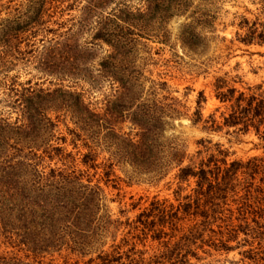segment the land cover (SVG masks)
I'll return each mask as SVG.
<instances>
[{
  "label": "rangeland",
  "instance_id": "rangeland-1",
  "mask_svg": "<svg viewBox=\"0 0 264 264\" xmlns=\"http://www.w3.org/2000/svg\"><path fill=\"white\" fill-rule=\"evenodd\" d=\"M32 1L0 0V144L27 154L22 160L30 166L26 171H87L88 177L82 182L90 178L102 193L86 231H62L54 247L34 256L18 252L0 238V255L15 253L24 259L28 255L26 261L38 264H88L90 260L93 264L102 252L125 254L134 245L135 251L143 252L140 264H153L155 256L161 259L159 263L168 264L157 242L142 239L134 227L138 215L152 201L176 206L178 196L190 194L195 187L194 178L183 182L176 178L179 167L173 160L174 153L182 156L180 167L191 162L197 166L217 150L226 152L228 162L246 161L264 153V140L253 129L243 132L239 127L223 126L228 104L219 101L215 89L219 79L225 81L226 88L237 91L248 92V88L259 84L264 87V44L244 45L236 40L241 16L253 18L264 1L190 0L184 12L166 20L147 21L134 16L129 18V27H112L107 22L118 1L87 15L89 0L45 4L41 19L34 25L30 23L34 16ZM124 4L134 13L143 8L144 1L126 0ZM196 8L205 10L210 17V25L200 30L207 41L202 53L189 50L181 41V33ZM15 23L22 24L24 31L14 35L9 29L7 33ZM101 27L129 41L125 46L127 58L116 62L137 85L136 99L128 107L118 99V84L101 66L112 52L108 43L94 38ZM46 92L50 96H44ZM77 95L92 112L100 117L107 115L113 133L96 126L82 129ZM30 97H34L35 107L40 105L36 120L41 129L35 145L17 141V133L5 126L24 123L26 100ZM161 103L170 105L165 108L158 142L162 147V168L147 172L130 161L126 155L129 148L121 140H137L139 130L130 112H137L138 118L142 114L157 116ZM123 105L128 111L119 112ZM211 120L216 123L213 125ZM31 152L41 158L34 159ZM89 152L94 160L87 166L82 159ZM188 224L184 222L183 226ZM243 237L240 234L238 239ZM194 247L181 250V254L188 250L196 253L187 256L188 264H256L240 253L247 246L228 252Z\"/></svg>",
  "mask_w": 264,
  "mask_h": 264
},
{
  "label": "trees",
  "instance_id": "trees-1",
  "mask_svg": "<svg viewBox=\"0 0 264 264\" xmlns=\"http://www.w3.org/2000/svg\"><path fill=\"white\" fill-rule=\"evenodd\" d=\"M57 1L63 0H33L34 16L30 23L34 25L38 23L45 11L43 9L45 4L51 5ZM113 1H118L116 5L118 7L107 21L112 27L124 25L129 27L131 23L129 18L134 16L147 21L166 20L176 13L184 12L190 4V0H143V8L133 13L125 6L126 0H89L87 15L92 10ZM196 9L191 13L192 19L181 33V41L189 50L202 53L207 41L200 30L210 25V17L205 10ZM14 25L15 27H9L6 32L8 33L10 29V32L13 31V34L17 35L24 31L22 24ZM237 27L238 42L244 45H263L264 5L253 18L241 16ZM94 38L105 41L112 48L111 54L101 66L118 84L119 101L125 103L127 107L132 105L136 99L137 85L132 75H125V72L116 65V62L121 63L127 58L125 46L129 41L112 34L111 29L104 27L98 30ZM215 89L219 101L228 104V114L223 116V126L239 127L243 132L253 129L258 137L264 140L263 85L248 88V92H244L226 88L225 81L219 79L216 81ZM44 96H50V93L46 92ZM32 100L34 97L26 100L24 123L12 127L5 125L17 133V141L25 140L29 145L37 143V133L41 129L40 122L36 120L40 105L35 107ZM125 105L120 107L119 112L128 111L123 109ZM76 107L82 129L96 126L104 128L108 133L114 132L113 126L107 121V115L100 117L92 112L78 95ZM166 107L170 105L161 103L157 116L142 114L143 116L138 118L137 112H130L134 115L132 122L139 130L136 134L137 140L132 141L131 138L121 140V143L129 148L126 155L130 161L147 172L162 168L160 162L162 147L158 142ZM211 123L214 125L216 122L211 120ZM21 151L12 146L5 149L0 144V238L3 239V243L16 248L18 252H29L34 256L54 247V244L59 242L62 231L71 229L78 233L86 231L85 228L92 222L100 205L102 190L98 184L92 185L90 178H87V183L82 182L84 177H88L87 171L59 168L50 169L47 173L37 170L26 171L30 166L24 165L22 160L26 159L27 154ZM31 156L36 160L41 158L32 152ZM16 157L18 159L14 160ZM93 160L89 152L83 155L82 163L89 166ZM173 160L179 167L176 178L180 182L190 177L194 178L195 187L190 194L178 196L180 201L176 206L172 204L166 206L165 202L158 200L152 201L150 207L140 213L135 221L137 225L134 229L138 230L141 238L157 242L162 248V256L165 255L163 260L165 259L168 264H188L187 256L189 254L196 256V253L188 250L181 254V250L193 246L195 249L207 246L225 252L247 246L246 250L240 252L242 256L256 264H264V153L246 161L228 162L226 152L217 150L216 154H210L206 160L199 161L197 166L191 162L180 167L182 156L177 152L174 153ZM31 166L34 167L36 164ZM22 167L25 170H21ZM108 175L109 172L105 173V176ZM184 222L189 224L183 226ZM240 234L244 237L238 239ZM231 242H235L236 245L230 246ZM142 254L141 251H135L133 245L125 254L116 252V255H111L102 252L96 257L98 262L93 264H140L143 263ZM170 254L173 258H170ZM133 256H139V259ZM27 257L28 255L24 259L15 253H5L0 255V264L39 263L26 261ZM125 259L127 262L122 261ZM160 261L161 259L155 256L152 263L158 264ZM92 262L93 260H90L88 264Z\"/></svg>",
  "mask_w": 264,
  "mask_h": 264
}]
</instances>
